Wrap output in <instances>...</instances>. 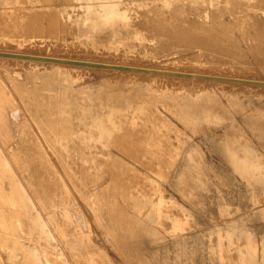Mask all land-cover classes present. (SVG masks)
Returning a JSON list of instances; mask_svg holds the SVG:
<instances>
[{
	"label": "rangeland",
	"instance_id": "374dc122",
	"mask_svg": "<svg viewBox=\"0 0 264 264\" xmlns=\"http://www.w3.org/2000/svg\"><path fill=\"white\" fill-rule=\"evenodd\" d=\"M46 1L0 0V21L17 17L0 22V51L264 81V0ZM122 10L140 40L112 36L128 32ZM90 11L116 23L91 26ZM60 65L0 57L30 121L18 137L0 135V157L30 198L12 205L26 216L15 234L0 214V264H264V87Z\"/></svg>",
	"mask_w": 264,
	"mask_h": 264
},
{
	"label": "bare ground",
	"instance_id": "6f19581e",
	"mask_svg": "<svg viewBox=\"0 0 264 264\" xmlns=\"http://www.w3.org/2000/svg\"><path fill=\"white\" fill-rule=\"evenodd\" d=\"M26 1V0H25ZM41 1V0H40ZM49 2H50V0H48ZM53 1V0H52ZM71 1V0H70ZM74 1V0H73ZM100 1V0H99ZM102 1V0H101ZM138 1H140V0H138ZM185 1V0H184ZM190 1V0H189ZM224 1V0H223ZM250 1V0H249ZM45 1H43V3H44ZM49 2L47 3V1H46V3L45 4H43L44 5V7H45V5L46 4H49ZM75 2V1H74ZM96 2V1H95ZM166 2V1H165ZM172 2H173V0H172ZM177 2V1H176ZM175 2V3H176ZM179 2V1H178ZM183 2V1H182ZM237 2V1H236ZM235 2V3H236ZM255 2V1H254ZM261 2H262V0H261ZM2 3V2H1ZM7 3V2H6ZM38 3H41V2H38ZM84 3V2H83ZM101 3H103V2H101ZM104 3H105V1H104ZM107 3V2H106ZM109 4H106V5H104V7L108 10V9H111V10H113V8H115L116 6L115 5H112V4H110V2H108ZM111 3H114V2H111ZM139 3V2H138ZM162 3V2H161ZM195 3V2H194ZM246 3V2H245ZM17 4V3H16ZM23 4V3H22ZM42 4V3H41ZM87 4H89V3H87ZM86 4V5H87ZM97 4H98V2H97ZM184 4V3H183ZM182 4V5H183ZM11 5V4H10ZM20 5V4H19ZM51 5V4H50ZM149 5V4H148ZM152 5H153V3H152ZM155 5V4H154ZM181 5V6H182ZM227 5V4H226ZM248 5V4H247ZM263 5V4H262ZM261 5V6H262ZM15 6H18V5H15ZM23 6V5H22ZM28 6V5H27ZM53 6V5H52ZM64 6V5H63ZM125 6V5H124ZM150 6H151V4H150ZM162 6V5H161ZM169 6V5H168ZM186 6V5H185ZM255 6V5H254ZM39 7V6H38ZM54 7H55V5H54ZM84 7V6H83ZM86 7V6H85ZM102 7V6H101ZM130 7V6H129ZM170 7H171V4H170ZM214 7V6H213ZM225 7V6H224ZM240 7V6H239ZM31 8H32V6H30V8H28V9H30L31 10ZM35 8H36V5H35ZM126 8V7H125ZM149 8V7H148ZM164 8V7H163ZM171 8H173V7H171ZM198 8V7H197ZM249 8V7H248ZM38 9V8H37ZM47 9V8H46ZM53 9V8H52ZM52 9H51V12H52ZM91 9V8H90ZM89 9V10H90ZM99 9V8H98ZM161 9V8H160ZM192 9V8H191ZM221 9V8H220ZM234 9V8H233ZM9 10V9H8ZM25 10V9H24ZM29 10V13L31 12ZM42 11H43V9H41ZM41 10H39V11H41ZM50 10V9H49ZM53 10H55V9H53ZM57 10V9H56ZM79 10V9H78ZM104 10V9H103ZM103 10L101 9V11L103 12ZM125 10V9H124ZM169 10H171V9H169ZM178 10V9H177ZM181 10V9H180ZM247 10V9H246ZM263 10V9H262ZM10 11V10H9ZM38 11V10H37ZM41 11V12H42ZM45 11V10H44ZM101 11H100V13H92L91 14V11H90V15H92V17H93V20H92V22H91V26H97L98 27V25H113L114 26V23H116V22H113L114 20H112V21H110L111 20V17H110V15L111 14H109V12L108 13H101ZM123 11V10H122ZM129 11V10H128ZM128 11H126L127 13H129ZM141 11V10H140ZM168 11V10H167ZM201 11V10H200ZM239 11V10H238ZM244 11V10H243ZM19 12V11H18ZM50 12V13H51ZM77 12V11H76ZM114 12H116V11H114ZM131 12V11H130ZM142 13H143V11H141ZM147 12H150V11H147ZM199 12V11H198ZM222 12V11H221ZM248 12V11H247ZM9 13V12H8ZM15 13V12H14ZM55 13V12H54ZM123 13H124V11H123ZM137 13V12H136ZM172 13V12H171ZM196 13V12H195ZM201 13V12H200ZM217 13V12H216ZM1 14L3 15V13L1 12ZM11 14V13H10ZM20 14V13H19ZM57 14V13H56ZM126 13H124V14H122L123 16L122 17H125L126 15H125ZM130 14L131 13H129V15L127 16V18H126V20L128 19V17L130 16ZM138 14V13H137ZM149 14V13H148ZM151 14V13H150ZM214 14V13H213ZM235 14H237V12L235 13ZM5 15H7V13L5 12ZM12 15V14H11ZM15 15V14H14ZM22 15V14H21ZM36 15V14H35ZM38 15V14H37ZM42 15H44L43 13H42ZM48 15V14H47ZM51 15V14H50ZM54 15V14H53ZM77 15V14H76ZM113 15H115V14H113ZM144 15V14H143ZM168 15V14H167ZM166 15V16H167ZM172 15V14H171ZM178 15V14H177ZM191 15V14H190ZM215 15V14H214ZM9 15H7V17H8ZM16 16H18V13H16ZM30 16V15H29ZM49 16V15H48ZM52 16V15H51ZM56 16V15H55ZM84 16V15H83ZM116 17L118 16V14L117 15H115ZM120 16V15H119ZM118 16V17H119ZM136 16V15H135ZM139 15H137L136 17H138ZM156 16V15H155ZM240 16V15H239ZM2 17V16H1ZM12 17V16H11ZM14 17V16H13ZM12 17V18H13ZM37 17V16H36ZM47 17V16H46ZM81 17V16H80ZM85 17V16H84ZM113 17V16H112ZM121 17V16H120ZM121 17V19H123ZM132 17V16H131ZM134 17V16H133ZM10 18V17H9ZM48 18H50V17H48ZM52 18V17H51ZM124 18V19H125ZM146 18V17H145ZM177 18V17H176ZM215 18V17H214ZM15 19H17V17L15 18ZM15 19H11L10 18V21H12V20H15ZM20 19V18H19ZM28 19V18H27ZM40 19V18H39ZM86 19V18H85ZM133 19V18H132ZM153 19V18H152ZM156 19V18H155ZM158 19V18H157ZM177 19H181V18H177ZM176 19V20H177ZM233 19V18H232ZM244 19V18H243ZM32 20V19H31ZM35 20V19H34ZM37 20V19H36ZM42 20H44V18L42 19ZM42 20H40V21H42ZM45 20H47V19H45ZM62 20V19H61ZM79 20H80V18H79ZM79 20H78V22H79ZM81 20H82V18H81ZM133 20H135V18L133 19ZM159 20V19H158ZM211 20V19H210ZM214 20V19H213ZM2 21H4L3 19H2ZM2 21H0L1 23H2ZM10 21H7L8 23L10 22ZM16 21V20H15ZM18 21V20H17ZM19 21H21L22 23H24L25 21L23 20V18H22V20H19ZM24 21V22H23ZM30 21V20H29ZM48 21H50V19L48 20ZM47 21V22H48ZM54 21H55V19H54ZM57 21V20H56ZM63 21V20H62ZM69 21V20H68ZM125 21V20H124ZM152 21V20H151ZM163 21V20H162ZM174 21V20H173ZM172 21V22H173ZM182 21V20H181ZM187 21V20H186ZM236 21V20H235ZM6 22V23H7ZM13 22V21H12ZM11 22V23H12ZM51 22H52V19H51ZM77 22V23H78ZM170 22H171V20H170ZM251 22V21H250ZM5 23V21L3 22V24ZM5 23V24H6ZM15 23V22H14ZM30 23V22H29ZM37 23H39V21L37 22ZM50 23V22H49ZM64 23V22H63ZM80 23V22H79ZM81 23H83V22H81ZM85 23H87V22H85ZM90 23V22H89ZM125 23H127V27L129 28L128 29V32H127V34H126V36H125V38H122V36H120V32H112V36L114 37H116V39L117 40H124V41H127V43L129 42V40H131V39H134V38H136V39H138L139 38V35H141L140 33H142V32H140L141 30H138L137 29V26L135 27L134 25V23H136V21L135 22H133L130 18H129V21L127 20V22H125ZM161 23V22H160ZM179 23H181V22H179ZM210 23V22H209ZM213 23V22H212ZM231 23V22H230ZM3 24L1 25V27L0 28H4V26H3ZM17 24V23H16ZM15 24V25H16ZM19 24L20 23H18V26H19ZM26 24H27V22H26ZM26 24H24V26L26 25ZM32 24V23H31ZM51 24V23H50ZM57 24V23H56ZM164 24H165V22H164ZM175 24H176V22H175ZM12 25H13V23H12ZM14 25V26H15ZM83 25V24H82ZM116 25V24H115ZM139 25V24H138ZM154 25V24H153ZM172 25V24H171ZM170 25V26H171ZM178 25V24H177ZM209 25V24H208ZM213 25V24H212ZM212 25H210V26H212ZM247 25V24H246ZM3 26V27H2ZM6 26H7V24H6ZM17 26V27H18ZM23 26V25H22ZM29 26V25H28ZM27 26V27H28ZM35 26V25H34ZM87 26V25H86ZM89 26H90V24H89ZM117 26V25H116ZM141 26V25H140ZM158 26V25H157ZM160 26V25H159ZM168 26V25H167ZM191 26V25H190ZM207 26V25H206ZM235 26V25H234ZM7 27H9V26H7ZM13 27V26H12ZM11 27V28H12ZM16 27V26H15ZM15 27H13V28H15ZM16 27V28H17ZM20 27H21V25H20ZM62 27V26H61ZM79 27V26H78ZM84 27V26H83ZM100 27V26H99ZM104 27V26H103ZM106 27V26H105ZM109 27V26H108ZM149 27V26H148ZM154 27V26H153ZM199 27V26H198ZM215 27V26H214ZM213 27V28H214ZM237 27V26H236ZM241 27V26H240ZM111 28V27H110ZM184 28V27H183ZM1 29V30H2ZM7 29V28H6ZM18 29H21V28H19L18 27ZM22 29H23V31L25 30V27H22ZM27 29V28H26ZM29 29V28H28ZM32 29V28H31ZM34 29V28H33ZM114 29V28H113ZM140 29V28H139ZM144 29H145V27H144ZM175 29V28H174ZM180 29V28H179ZM182 29V28H181ZM187 29V28H186ZM217 29V28H216ZM219 29V28H218ZM246 29V28H245ZM8 30V29H7ZM10 30H12V29H10ZM98 30V29H97ZM117 30H119V29H117ZM124 30V29H123ZM156 30V29H155ZM155 30H153L154 32H155ZM170 30V29H169ZM176 30V29H175ZM203 30V29H202ZM201 30V31H202ZM20 31V30H19ZM22 31V30H21ZM20 31V33H22ZM28 31V30H27ZM171 31V30H170ZM179 31V30H178ZM181 31V30H180ZM184 30H182V32H183ZM187 31V30H186ZM212 31V30H211ZM220 31V30H219ZM14 32V31H13ZM25 32V31H24ZM23 32V33H24ZM111 32V31H110ZM124 32V31H123ZM181 32V33H182ZM203 32V31H202ZM12 33V32H11ZM22 33V34H23ZM26 33V32H25ZM24 33V34H25ZM32 33H35V32H32ZM39 33V32H38ZM82 33V32H81ZM85 33L87 34V35H91V37H90V39H92V38H96V36L94 37V33L96 34L97 32H96V30L95 29H92V28H86V30H85ZM162 33V32H161ZM176 33H177V31H176ZM197 33V32H196ZM200 33V32H199ZM205 33V32H204ZM207 33V32H206ZM2 34V33H1ZM12 34H14V33H12ZM19 34V33H18ZM35 34H37V33H35ZM100 34V33H99ZM123 34V33H122ZM159 34V33H158ZM167 34H169V33H167ZM220 34V33H219ZM9 35V34H8ZM16 34H14V36H15ZM42 35H44V34H42ZM105 35V34H104ZM171 35V34H170ZM177 35V34H176ZM189 35V34H188ZM204 35V34H203ZM211 35V34H210ZM20 36V35H19ZM23 35H21L20 36V38L22 37ZM45 36V35H44ZM112 36H111V38H112ZM142 36V35H141ZM143 36H144V33H143ZM145 36H146V34H145ZM186 36V35H185ZM192 36H193V34H192ZM12 37V36H11ZM26 37V35L24 36V38ZM43 37V36H42ZM76 37V36H75ZM89 37V36H88ZM124 37V36H123ZM167 37V36H166ZM174 37V36H173ZM209 37V36H208ZM214 37V36H213ZM1 39L3 38V36L2 37H0ZM6 38H9V36H6ZM5 38V39H6ZM15 38V37H14ZM19 38V37H18ZM27 38H28V36H27ZM26 38V39H27ZM141 38H143V37H141ZM163 38V37H162ZM202 38V37H201ZM222 38V37H221ZM249 38V37H248ZM5 39H4V41H5ZM23 39V38H22ZM31 39V38H30ZM191 39V38H190ZM7 40V39H6ZM12 40V39H11ZM138 40H140V38L138 39ZM146 40V39H145ZM149 40H150V38H149ZM183 40V39H182ZM225 40V39H224ZM9 41V40H8ZM13 41H15L14 39H13ZM16 41H17V39H16ZM20 41V40H19ZM91 41V40H90ZM94 41H96V40H94ZM99 41V40H98ZM116 41V40H115ZM158 41V40H157ZM161 41V40H160ZM10 42H12V41H10ZM148 42H150V41H148ZM186 42V41H185ZM188 42V41H187ZM213 42V41H212ZM230 42V41H229ZM18 43V42H17ZM20 43V42H19ZM101 43V42H100ZM103 43V42H102ZM112 43H115V42H112ZM121 43V42H120ZM124 43V42H123ZM126 43V42H125ZM173 43V42H172ZM190 43V42H189ZM205 43V42H204ZM3 44V43H2ZM122 44V43H121ZM184 44V43H183ZM202 44V43H201ZM214 44V43H213ZM216 44V43H215ZM117 45H119L118 43H117ZM127 45V44H126ZM136 45V44H135ZM161 45V44H160ZM167 45V44H166ZM187 46V45H186ZM136 47V46H135ZM192 47V46H191ZM121 48V47H120ZM150 48V47H149ZM204 48V47H203ZM216 48V47H215ZM107 50V49H106ZM129 50V49H128ZM159 50V49H158ZM156 51V50H155ZM8 52H12V51H8ZM222 52V51H221ZM135 53V52H134ZM153 53V52H152ZM26 54V53H25ZM204 55V54H203ZM222 55V54H221ZM207 56V55H206ZM80 59V58H79ZM215 59V58H214ZM19 60H21V59H19ZM28 61V60H27ZM31 61V60H30ZM202 61V60H201ZM206 61V60H205ZM210 61V60H209ZM37 62V61H36ZM46 63H50V62H46ZM227 63V62H226ZM54 64H61V63H54ZM229 64H230V62H229ZM242 64V63H241ZM63 65H68V64H61L60 66H63ZM72 66H75V65H72ZM235 66V65H234ZM241 66V65H240ZM80 67H82V66H80ZM60 68V67H59ZM165 70V69H164ZM170 70V69H169ZM127 72V71H126ZM132 73H134V74H137L138 72H132ZM194 73V72H193ZM141 74H147V73H141ZM198 74H203V73H198ZM9 75V74H8ZM11 75V74H10ZM151 75H153V76H166V75H157V74H151ZM208 75H211V74H208ZM14 76V75H13ZM216 76H222V75H216ZM11 77V76H10ZM170 77H174V76H170ZM227 77H229V76H227ZM65 77H63V79H64ZM175 78V77H174ZM177 78V77H176ZM180 78V77H179ZM233 78H238V77H233ZM187 79H191V78H187ZM3 80L4 79H1L0 78V135H2L3 137H8V136H10V135H12V137H18V136H16V135H19L18 133H17V131H19V130H21V131H23V130H25L24 128L27 126H29V123H30V121H29V117H27V113L24 115V112H22L23 113V115H20L21 116V118L19 117V114H18V111L20 110V108L21 107H19L18 105H16L15 104V102H14V100L15 99H13L12 98V96H11V91L10 90H8L6 87V84H4V82H3ZM15 80V79H14ZM196 80H202V81H211V80H203V79H196ZM252 80H254V79H252ZM213 82H217V83H224V84H228L227 82H220V81H213ZM9 84V83H8ZM232 84H234V83H232ZM243 85V84H242ZM28 86V85H27ZM26 86V87H27ZM248 86H252V85H248ZM17 96V95H16ZM15 98V97H14ZM17 100V99H16ZM27 100H24L23 102H26ZM194 101V100H193ZM196 101V100H195ZM30 105V104H29ZM34 105V104H33ZM169 105H170V103H169ZM168 105V106H169ZM35 106V105H34ZM32 107V106H31ZM167 107V106H166ZM22 110V109H21ZM24 110V109H23ZM21 114V113H20ZM39 114V113H38ZM40 117V116H39ZM42 117V116H41ZM124 117V116H123ZM95 122H99V121H101V119H100V117H99V115H96V117H95ZM30 120H32L31 118H30ZM108 120L109 121H114V118L112 117V115L110 114L109 116H108ZM128 120V119H127ZM129 120H130V122L133 124V125H135V123L136 122H138V120H142V119H137V118H135V117H129ZM149 120V119H148ZM143 121H146V120H143ZM149 121H151V120H149ZM54 122V121H53ZM127 122V121H126ZM129 122V121H128ZM129 122V123H130ZM33 123V122H32ZM124 123V122H123ZM100 124V123H99ZM118 124V123H117ZM138 124V123H137ZM143 124V123H142ZM141 125V124H140ZM81 126V125H80ZM121 126V125H120ZM127 126V125H126ZM138 126V125H137ZM128 127V126H127ZM143 127H145V126H143ZM34 128V127H33ZM122 128V127H121ZM137 128V127H136ZM139 128V127H138ZM28 129V128H27ZM130 129V128H129ZM135 129V128H134ZM140 129V128H139ZM138 129V130H139ZM145 129H146V127H145ZM78 130V129H77ZM131 130V129H130ZM136 130V129H135ZM142 130V129H141ZM150 130V129H149ZM133 131V130H132ZM146 131V130H145ZM25 132V131H24ZM27 132H30V131H26V133ZM68 132V131H67ZM25 133V134H26ZM31 133L32 132H30V134H28V136L29 137H32V136H34V135H31ZM50 133V132H49ZM124 133H126V132H124ZM137 133H138V131H137ZM136 133V134H137ZM34 134V133H33ZM94 134V133H93ZM134 134V133H133ZM138 134H140V133H138ZM142 134V133H141ZM143 134H144V132H143ZM163 134V133H162ZM23 135V134H22ZM21 135V136H22ZM149 135V134H148ZM153 134H151V136H152ZM157 135H159V134H157ZM50 136V135H49ZM119 136V135H118ZM117 136V137H118ZM125 136V135H124ZM137 136V135H136ZM139 136V135H138ZM147 136V135H146ZM156 136V135H155ZM160 136H161V138H163L162 137V135L160 134ZM74 137V136H73ZM103 133H101V134H99L98 135V139H99V141L100 142H102L103 143V141H102V139H103ZM158 137V136H157ZM167 137V136H166ZM33 138H35V137H33ZM75 138V137H74ZM89 138L90 139H94V137H93V135H89ZM127 138V137H126ZM140 138H141V136H140ZM143 138H145V136H143ZM142 138V139H143ZM155 138V137H154ZM153 137L151 138L152 140L154 139ZM52 139V138H51ZM62 139V138H61ZM68 139V138H67ZM82 139V138H81ZM124 139V138H123ZM159 139V138H158ZM167 139V138H166ZM169 139V138H168ZM74 140V139H73ZM121 140V139H120ZM146 140H147V138H146ZM42 141H44L43 139H42ZM78 141V140H77ZM131 141H132V138H131ZM135 141V140H134ZM140 141V140H139ZM142 141V140H141ZM145 141V140H144ZM151 141V140H150ZM155 141H158L157 140V138H156V140ZM166 141V140H165ZM168 141V140H167ZM170 141V140H169ZM129 142V141H128ZM133 142V141H132ZM146 142V141H145ZM159 142V141H158ZM171 142V141H170ZM73 143V145H74V142H72ZM138 143H140V142H138ZM152 143V142H151ZM68 144H71V142L70 143H68ZM78 144V143H77ZM130 144V143H129ZM135 144V143H134ZM141 144H143V142L141 143ZM9 145V144H8ZM7 145V146H8ZM84 145V144H83ZM155 145H156V143H155ZM161 145V144H160ZM15 146V145H14ZM65 146V145H64ZM71 146V145H70ZM100 146V145H99ZM129 146V145H128ZM145 146V145H144ZM148 146V145H147ZM170 146V145H169ZM169 146H167V147H169ZM180 146V145H179ZM57 147V146H56ZM77 147V146H76ZM139 147V146H138ZM178 147V146H177ZM7 148V147H6ZM68 148V147H67ZM70 148V147H69ZM89 148V147H88ZM160 148H162V147H160ZM171 148H172V146H171ZM62 149V148H61ZM75 149V148H74ZM79 149V148H78ZM85 149V148H84ZM137 149V148H136ZM148 149V148H147ZM154 149V148H153ZM0 150H1V148H0ZM60 150V149H59ZM69 150V149H68ZM140 150V149H139ZM14 151V150H13ZM17 151V150H16ZM158 151V150H157ZM172 151V150H171ZM68 152V151H67ZM71 152V151H70ZM118 152V151H117ZM5 153V152H4ZM11 153V152H10ZM47 153V152H46ZM59 153V152H58ZM81 153H83V152H81ZM85 153V152H84ZM176 153V152H175ZM0 155H2V151H1V153H0ZM59 155V154H58ZM16 157V156H15ZM56 157V156H55ZM139 157V156H138ZM3 158H4V155H3ZM2 157H0V214L4 217V216H6V218L8 217V218H11V219H13V220H16V222H15V224L14 225H12L10 228H8L7 227V230H8V235H12V234H15L16 233V231H17V229H18V227L20 226V225H18L19 224V221H21V220H23L24 219V217H26V216H24L23 214H24V212L23 213H21L19 210H14V209H12V205H15V204H21V205H25L27 202H30V198H28V196L26 195L27 193V191L25 192V188L24 187H22V185L19 183V180H18V178L16 177V175L14 174V172H13V170H12V172H11V169H10V165L8 164V162L7 161H5L4 159H3ZM97 158V157H96ZM162 158V157H161ZM65 159V158H64ZM160 159V158H159ZM7 160V159H6ZM14 160V159H13ZM16 160H17V158H16ZM62 160V159H61ZM138 160H139V158H138ZM163 160V159H162ZM65 161V160H64ZM78 161V160H77ZM100 161V160H99ZM146 161V160H145ZM62 162V161H61ZM148 162V161H147ZM170 162V161H169ZM13 164V163H12ZM11 164V165H12ZM69 164V163H68ZM144 165V164H143ZM13 166V165H12ZM70 166V165H69ZM109 166V165H108ZM175 166V165H174ZM35 167V166H34ZM64 167V166H63ZM75 167V166H74ZM55 168V167H54ZM65 168V167H64ZM79 168V167H78ZM81 168H83V167H81ZM89 168V167H88ZM14 169V168H13ZM84 169H86V168H84ZM106 169V168H105ZM108 169V168H107ZM15 170V169H14ZM67 170V169H66ZM75 170H76V168H75ZM87 170V169H86ZM111 170V169H110ZM86 172V171H85ZM65 173V172H64ZM83 173V172H82ZM103 173H104V171H103ZM106 173V172H105ZM113 174V173H112ZM18 175V174H17ZM82 175V174H81ZM83 175H85V173L83 174ZM99 175V174H98ZM47 176H50V174L49 175H47ZM72 176V175H71ZM113 176V175H112ZM111 176V177H112ZM81 177V176H80ZM85 177V176H84ZM88 177V176H87ZM26 178V177H25ZM82 178V177H81ZM102 178V177H101ZM119 178H120V176H119ZM195 178H196V176H195ZM5 179H7V181H8V184H7V181L5 180ZM20 179V178H19ZM56 179H57V177H56ZM95 179V178H94ZM100 179V178H99ZM69 180V179H68ZM71 180V179H70ZM6 181V182H5ZM38 181V180H37ZM51 181V180H50ZM52 181H53V179H52ZM84 181V180H83ZM85 181H86V179H85ZM91 180H89V182H90ZM121 181V180H120ZM57 182L59 183V180L57 179ZM66 182V181H65ZM64 182V183H65ZM72 182V181H71ZM77 182V181H76ZM88 182V181H87ZM86 182V183H87ZM93 182V181H92ZM101 182V181H100ZM117 182V181H116ZM5 183H6V185H8V187L7 186H5ZM49 183H51V182H49ZM48 183V184H49ZM81 183V182H80ZM84 183V182H83ZM82 183V184H83ZM122 183V182H121ZM55 184V183H54ZM53 184V186H57V183L54 185ZM66 184V183H65ZM97 184V183H96ZM109 184V183H108ZM21 185V186H20ZM119 185V184H118ZM50 186H51V184H50ZM60 186H61V182H60ZM75 186V185H74ZM89 186V185H88ZM97 186V185H96ZM120 186V185H119ZM130 186V185H129ZM59 187V186H58ZM63 187V186H62ZM106 187V186H105ZM122 187V186H121ZM70 188V187H69ZM102 188H104V187H102ZM101 188V189H102ZM132 188V187H131ZM34 189V188H33ZM53 189V188H52ZM74 189V188H73ZM58 190H60V189H58ZM63 190V189H62ZM96 191V190H95ZM51 192V191H50ZM59 192V191H58ZM63 193V192H62ZM62 193H60V194H62ZM77 193V192H76ZM31 194V193H30ZM40 194V193H39ZM65 194V193H64ZM80 195V194H79ZM34 196V195H33ZM116 196V195H115ZM29 197H31V196H29ZM38 197V196H37ZM71 197V196H70ZM81 197V196H80ZM86 197V196H85ZM50 198V197H49ZM100 198V197H99ZM263 199V198H262ZM48 201V200H47ZM258 201V200H257ZM49 202V201H48ZM54 202V201H53ZM69 202V201H68ZM84 202V201H83ZM103 202V201H102ZM255 203V202H254ZM75 204V203H74ZM18 206V205H17ZM29 206H30V204H29ZM96 206H97V204H96ZM58 207H60V206H58ZM257 207V206H256ZM22 208V207H21ZM33 209V208H32ZM82 209V208H81ZM35 210V209H34ZM75 210V209H74ZM22 211H24V210H22ZM26 211H27V207H26ZM38 211V210H37ZM34 214V213H33ZM76 214V213H75ZM29 215V214H28ZM35 215V214H34ZM39 215V214H38ZM187 217V216H186ZM29 218V217H28ZM36 219H37V216H36ZM40 219V218H39ZM172 220V219H171ZM177 220V219H176ZM166 222V221H165ZM63 223V222H62ZM29 224H31V222L29 223ZM170 224V223H169ZM24 225V227H27L26 226V223L25 224H23ZM71 225V224H70ZM87 226V225H86ZM21 227H22V225H21ZM39 227H40V225H39ZM37 228V226H35L34 227V229L35 230H37V231H35V233L36 232H38L39 231V233H43V234H45V233H49V231H48V229H46L44 226L43 227H40V228ZM73 227V226H72ZM75 227V226H74ZM183 227V226H182ZM32 228V227H31ZM6 229V228H5ZM21 229V228H20ZM34 229H32V231L34 230ZM22 230V229H21ZM29 230V229H28ZM72 230H73V228H72ZM172 230V229H171ZM24 232L26 231V229L25 230H23ZM32 231H31V234H32ZM20 232V231H19ZM79 232H80V230H79ZM26 233V232H25ZM20 234H22V233H20ZM173 234V233H172ZM200 234V233H199ZM33 235V234H32ZM48 235V234H47ZM30 236V235H29ZM34 236H36V235H34ZM39 236H40V234H39ZM43 236V235H42ZM32 237V236H31ZM25 238V237H24ZM42 238V237H41ZM132 238V237H131ZM188 238V237H187ZM8 240V239H7ZM37 240V239H36ZM38 241V240H37ZM21 243V242H20ZM50 243V242H49ZM21 244H23V247L24 246H41V244L40 245H38L37 244V242H36V245H33V244H29L27 241H26V239H25V241H23ZM22 247V248H23ZM37 248H39V247H37ZM54 249V248H53ZM238 249V248H237ZM17 250H18V248H17ZM20 250V249H19ZM28 250L29 249H23V251H21L20 250V254H24V255H26V254H31V253H28ZM42 250H44V248H42ZM9 253V252H8ZM12 253H14V252H12ZM54 253V252H53ZM34 254V253H33ZM46 254H47V249H46ZM41 255V254H40ZM50 255V254H49ZM228 255V254H227ZM12 256H15L16 257V255H12ZM33 256H35V255H33ZM35 258V257H34ZM67 258V257H66ZM40 259V258H39ZM21 260V259H20ZM52 260V259H51ZM50 261V260H49ZM59 263V262H58ZM84 263V262H83Z\"/></svg>",
	"mask_w": 264,
	"mask_h": 264
},
{
	"label": "water",
	"instance_id": "95a60500",
	"mask_svg": "<svg viewBox=\"0 0 264 264\" xmlns=\"http://www.w3.org/2000/svg\"><path fill=\"white\" fill-rule=\"evenodd\" d=\"M0 57H3L4 59L11 58V59L31 60V61H38V62L61 63V64H68V65H75V66H82V67H90V68L157 74V75L174 76V77H180V78L203 79V80L220 81V82H227V83H234V84L264 87L263 80L233 78V77H226V76L198 74V73H192V72H181V71L130 66V65H122V64H114V63L75 60V59H68V58H58V57H51V56H42V55L25 54V53L8 52V51H0Z\"/></svg>",
	"mask_w": 264,
	"mask_h": 264
},
{
	"label": "crops",
	"instance_id": "0c3cea01",
	"mask_svg": "<svg viewBox=\"0 0 264 264\" xmlns=\"http://www.w3.org/2000/svg\"><path fill=\"white\" fill-rule=\"evenodd\" d=\"M246 86H248V85H246ZM256 87H258V86H256Z\"/></svg>",
	"mask_w": 264,
	"mask_h": 264
}]
</instances>
